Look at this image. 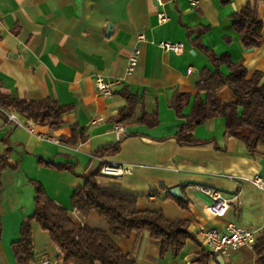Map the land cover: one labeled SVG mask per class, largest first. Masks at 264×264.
Returning <instances> with one entry per match:
<instances>
[{
    "label": "crops",
    "instance_id": "obj_1",
    "mask_svg": "<svg viewBox=\"0 0 264 264\" xmlns=\"http://www.w3.org/2000/svg\"><path fill=\"white\" fill-rule=\"evenodd\" d=\"M248 4L264 23V0H199L196 6L190 0H0V91L27 101L49 99L66 108L55 130L22 119L33 132L8 121L0 110V156L8 161L0 174V264H19L12 244L34 212L35 183L68 210L75 224L109 232L96 211L83 215L72 205L74 192L103 161L127 165L130 173L98 176L100 185L136 196L139 210H161L169 220L186 221L196 239L174 255L171 250L161 254L148 232L113 236L139 264H200L195 257L202 249L211 254L207 264H219L198 233L223 231L228 222L257 229V241L264 236V189L251 182L256 176L264 181V146L252 155L243 141L225 133L223 117L198 124L194 143L177 137L195 98L206 99L198 90L204 73L230 74L229 59L249 75L264 74V38L247 47L235 27V15ZM160 12L168 17L164 23L158 20ZM139 34L145 39L139 40ZM160 41L181 43L183 52H166ZM136 48L141 51L138 63L127 75L128 57ZM210 54L225 61L215 64ZM97 75L117 81L110 96L97 93ZM180 94L188 100L179 113ZM219 95L224 102L236 101L229 88ZM128 97L134 106L122 120L126 136L117 152L102 157L99 152L118 141L113 127L128 108ZM175 187L184 199L170 193ZM201 187L230 199L225 216L206 211L211 199ZM31 230L30 264L43 257L57 260L49 233L36 220ZM253 248L231 250L223 255L225 264H258Z\"/></svg>",
    "mask_w": 264,
    "mask_h": 264
},
{
    "label": "trees",
    "instance_id": "obj_2",
    "mask_svg": "<svg viewBox=\"0 0 264 264\" xmlns=\"http://www.w3.org/2000/svg\"><path fill=\"white\" fill-rule=\"evenodd\" d=\"M235 27L247 47L259 45L264 38V23L258 18L256 9L249 4L235 15ZM210 59L215 64L225 61V57L214 54H210ZM226 61L230 74L224 75L219 70L204 73L198 90L206 93V99L195 98L187 123L179 127L177 137L181 143H194L193 130L198 124L214 117H223L225 133L243 141L248 151L255 155L264 146V74L256 71L249 75L241 63ZM224 88L232 91L235 102L221 99L219 94ZM176 99L180 113L188 97L180 94ZM133 106V98L128 97V108L120 113L116 123L123 124L122 120L130 114ZM0 110L14 112L20 119L32 120L55 130L60 127L66 108L49 99L27 101L12 98L0 91ZM123 138L111 147L102 149L99 154L103 157L107 153L117 152ZM42 163L56 167L51 162ZM7 165V156L3 154L0 156V174ZM100 168L87 176L84 185L74 192L72 205L83 215L96 211L108 222L109 232L75 224L68 210L50 199L43 187L35 183L34 212L22 225L19 240L12 244L19 264L33 261L32 220H36L49 233L52 243L60 249L58 264H139L133 256L122 252L113 240V236L127 237L133 232H148L153 242L160 246L161 254L171 250L177 255L189 240L196 241L187 230L186 221L169 220L161 210H139L136 196L117 186L100 185L97 182V177L102 175ZM1 235L0 221V242ZM253 249L257 263L264 264V236L258 239ZM209 256L211 254L202 249L195 259L200 264H207Z\"/></svg>",
    "mask_w": 264,
    "mask_h": 264
},
{
    "label": "built area",
    "instance_id": "obj_3",
    "mask_svg": "<svg viewBox=\"0 0 264 264\" xmlns=\"http://www.w3.org/2000/svg\"><path fill=\"white\" fill-rule=\"evenodd\" d=\"M191 5L196 6L199 0H190ZM158 20L160 23H164L168 20L165 13H158ZM139 40H144L145 35L139 34ZM159 47L166 52H174L181 54L183 52V46L181 43L160 41ZM140 49H134L128 57V65L126 68V74L132 75L140 56ZM117 81H107L103 76L97 75L95 77V86L97 93L102 96H110L113 93L114 85ZM8 121L26 127L30 132H33V127L26 124L25 121L20 119L14 112L4 111ZM116 133L117 139L126 135V127L123 124L116 123L113 127ZM47 140L57 142L55 138L47 137ZM100 172L104 176L121 178L125 174L130 173V168L127 165L117 164L114 162L103 161ZM229 178H232L231 176ZM251 182L260 189H264V181L256 176L251 179ZM201 190L206 193L211 202L206 206V211L215 217L225 216L230 208V199L227 198L221 191L210 187H201ZM257 229L247 228L239 226L233 222H228L223 231L217 229H201L198 233L201 243L213 254L227 255L231 250H237L241 247L253 248L257 243ZM58 255L61 253L60 249L56 246ZM33 264H58L57 260L49 257H43Z\"/></svg>",
    "mask_w": 264,
    "mask_h": 264
},
{
    "label": "water",
    "instance_id": "obj_4",
    "mask_svg": "<svg viewBox=\"0 0 264 264\" xmlns=\"http://www.w3.org/2000/svg\"><path fill=\"white\" fill-rule=\"evenodd\" d=\"M170 193L174 195L175 197H178L180 199H184L180 187H175L170 190ZM217 261L219 264H225L223 256L222 255H217Z\"/></svg>",
    "mask_w": 264,
    "mask_h": 264
}]
</instances>
